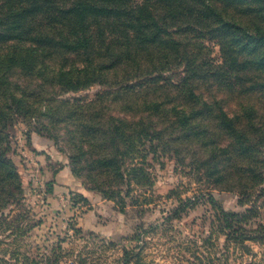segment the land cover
<instances>
[{
    "label": "rangeland",
    "instance_id": "374dc122",
    "mask_svg": "<svg viewBox=\"0 0 264 264\" xmlns=\"http://www.w3.org/2000/svg\"><path fill=\"white\" fill-rule=\"evenodd\" d=\"M15 1L0 3L8 8ZM200 1L208 0H192ZM210 1L216 19L201 6V27L178 30L174 23L182 22L169 21L173 27L159 32L167 40L164 47L156 38L149 41L151 55L136 47V30L123 24L126 46L122 28L109 29L104 14L94 13L85 31L93 38L97 25L106 30L100 54L91 53L106 76L76 91H63L57 81L60 70L88 63L73 54L71 44L61 47L65 58L44 56L39 70L28 74L18 62L4 61L9 38L0 37V153L22 184V204L10 203L3 211L24 217L29 226L19 237L22 251L50 254L51 264H264V236H227L207 198L211 194L225 211L236 213L259 200V214L245 229L261 225L264 231V193L258 190L264 188V161L253 160L264 157V0ZM117 2L135 8L143 0ZM37 14L31 28L41 25L50 31L44 42L59 45L66 27ZM135 14L124 12L126 23L136 21ZM136 65L158 67L152 74L156 83L147 90L136 88L144 79ZM117 94L127 100L117 102ZM154 102L162 103L159 110ZM71 109L132 116L139 120L136 128L162 132L159 150L148 152L142 163L151 182L135 186L136 202L127 199L123 211L70 172L73 140L65 117ZM32 137L41 140V149L33 148ZM40 137H54L59 146ZM49 143L53 149L46 152ZM187 199L195 203L173 216Z\"/></svg>",
    "mask_w": 264,
    "mask_h": 264
},
{
    "label": "trees",
    "instance_id": "16d2710c",
    "mask_svg": "<svg viewBox=\"0 0 264 264\" xmlns=\"http://www.w3.org/2000/svg\"><path fill=\"white\" fill-rule=\"evenodd\" d=\"M201 6L209 8L210 15L215 19L219 16L210 0L200 1L198 5H195L192 0H143V3L136 5L135 8H128L117 0H28L27 2L16 0L8 8H3L0 3V37L9 38L10 45V51L6 53L7 59L4 61L12 64L18 62L23 73L33 74L34 71L39 70L37 63L43 64L44 56L60 54L65 58L67 54L62 53L61 47L69 43L72 45L73 54H82L83 60L88 63L83 61L82 66L73 63L68 71L60 70L57 81L61 84L63 91H76L94 83L101 84L104 80L100 78L106 76L104 65L98 63L99 61L95 62L91 57L92 51L100 54V45L105 41L106 30L102 25H97L92 31L93 38L85 31V26L94 13L104 14L103 19L109 29L122 28V35L126 37V46L128 37L124 33L126 27H123V24L132 31L136 30V47L144 48L149 52L148 55H151L153 50L149 41L156 38L158 44L164 47L167 40L163 42L164 37H161L159 32L167 33L168 29L173 27L169 25V21L182 22L180 25L174 23L178 30L183 27L198 28L203 17ZM127 10L136 13V21L126 23L124 12ZM36 12H38L37 15L55 20L56 28H58L57 24L66 27V33L60 32L65 30L62 28L56 30L60 32L59 45L54 42L49 46L44 42L46 36L43 34L50 31L45 30L41 25L31 28V18ZM24 24H27L26 27H23ZM25 41H28L27 44H24ZM118 43L120 41H115L114 45ZM54 48H57V51ZM52 59L55 60V58ZM135 69L136 74L144 77L136 88H142L143 91L156 83V77L152 74L158 70V67L147 66L141 69L136 65ZM114 99L117 102L127 100L119 94ZM129 100L132 102L134 99ZM161 104V102H154L153 106L159 110ZM138 106H140L139 103ZM171 108L176 110L174 106ZM90 116L97 117L98 122H93L94 118ZM130 117L131 120H126L123 116L111 113L105 115L98 111L89 114L81 109H71L65 117L67 121L71 120V125L66 132L70 133V139L73 140L71 142L73 151L67 154L70 172L75 177H83L90 184V189L99 192L103 198L113 201L120 211L126 208L127 199L130 202H136L135 186L151 182L142 163L148 152L156 154L159 150L158 144L163 143L162 132L146 127L138 129L134 125H137L139 120ZM179 121L181 122L182 119ZM49 139L56 146L58 145L56 138ZM3 154V152L0 153V236H2L0 237V264H51L50 254L46 255L45 252L38 251L32 256L21 250L19 237L27 231L29 226L26 225L24 217L21 219L18 218L19 215L9 217L3 211L10 203L18 206L22 204V184L16 168L8 163ZM253 154L251 153L252 157H254ZM260 154L262 155V152ZM256 158L264 161V157L260 155L253 160ZM47 184L48 191H51L52 182ZM258 190L259 194L264 193L263 187H259ZM207 198L215 209L222 228L228 230L227 236L236 239L254 233L257 237L264 236V231L260 230L261 225L256 231L245 229V224L259 214V200H255L245 212L236 213L225 211L211 194ZM193 203L195 201L191 199L181 201L172 215L178 216Z\"/></svg>",
    "mask_w": 264,
    "mask_h": 264
},
{
    "label": "crops",
    "instance_id": "0c3cea01",
    "mask_svg": "<svg viewBox=\"0 0 264 264\" xmlns=\"http://www.w3.org/2000/svg\"><path fill=\"white\" fill-rule=\"evenodd\" d=\"M40 138H41V139L43 138V139H45V140H48L49 142L51 141L49 138L47 139V137H46V138H44V137H40ZM40 142H41L40 139H34V138L32 137V145H33V148H35L36 150L41 149V148L39 147V146H40ZM52 145H53L52 143H49V144L47 145L45 151H46V152H49L50 150H52V149H53V146H52Z\"/></svg>",
    "mask_w": 264,
    "mask_h": 264
}]
</instances>
